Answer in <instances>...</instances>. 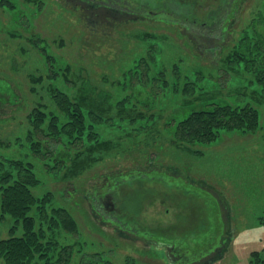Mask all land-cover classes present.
Masks as SVG:
<instances>
[{"label": "rangeland", "instance_id": "obj_1", "mask_svg": "<svg viewBox=\"0 0 264 264\" xmlns=\"http://www.w3.org/2000/svg\"><path fill=\"white\" fill-rule=\"evenodd\" d=\"M95 1L101 8L94 12L108 7L115 13L132 11V15L141 18H129L130 23H115L110 17L91 20L88 12L71 0H15L10 8L0 5V158L15 154L11 144L7 148L8 143H15L22 128L28 126V113L42 99V103L48 102L49 95L41 86L31 85L29 74H43V54L53 56V63L69 64L76 75L111 91L113 98L132 95L144 113L132 123L116 119L113 125H103L100 129L114 146L81 176L65 178V166L37 167L41 178L37 192L48 196L45 207L65 208L78 223L76 234L63 236V242L76 250L72 264H178L171 261L178 257L180 264H200L216 251L221 252V258L214 264H261L264 128L255 133L224 131L215 141L182 149L171 145L173 128L168 120L172 116L179 120L191 110L218 101V96L233 102L231 94L235 92L231 90L241 85L233 78L221 89L219 79L208 75L219 70L215 65L222 57L219 50L217 55L208 50L196 53L195 46H185L186 31L191 37L205 40L207 47L208 42L213 44L222 37L223 43H234L244 34L255 36L262 31L259 19L264 18V0H242L236 14L228 19L221 18L215 7L219 0ZM212 12L216 22L205 32H196V26L188 27L190 22L187 26L180 23V18L191 20L193 16L209 19ZM138 31L156 35L149 42L163 49L156 54L157 60L180 52L191 64H200L204 69L202 77L180 71L178 78L172 73L169 78L182 83L187 73L211 98L203 103H182L181 93L168 88L160 93L157 82L142 81L144 77L139 74L130 79L127 72L124 78L123 73L129 71L138 56L135 51L140 42L133 36ZM172 43L181 49L173 47L175 50L170 53ZM42 46L45 53L40 50ZM241 65L238 63L233 69ZM103 76L110 81L104 83ZM118 78L124 82L111 86V80ZM213 95L216 96L212 98ZM259 103L254 105L260 111L263 127L264 105ZM128 172L136 176L121 180L116 177L114 187L103 184L106 175ZM106 194L110 195L109 200ZM10 223L3 220L2 238H7ZM168 246L179 249L177 258L166 256ZM168 250L171 256L175 255L174 250Z\"/></svg>", "mask_w": 264, "mask_h": 264}, {"label": "trees", "instance_id": "obj_2", "mask_svg": "<svg viewBox=\"0 0 264 264\" xmlns=\"http://www.w3.org/2000/svg\"><path fill=\"white\" fill-rule=\"evenodd\" d=\"M241 2L242 0H219L215 7L221 12L220 17L226 16L228 19L236 14ZM10 3L15 4V0H0V5L5 8H10ZM76 4L86 8L82 10L88 12L101 8L95 1H82ZM106 9L110 11L106 18L110 17L111 21L131 22L128 12H126L127 16L124 14L122 20L118 17L113 18L114 9L108 7ZM214 19L212 12L209 24L216 22V20L212 21ZM259 20L262 31L257 32L255 36L244 34L234 43L233 41L223 43L224 37H222L213 44L208 42V47L205 40H202V43L198 36L193 35L197 39L195 41L189 35V30L186 31L188 36H184V40L187 38L185 46H195L196 53L198 50L199 53L204 54L208 50L209 53L213 52L217 55L219 50L222 57L215 64L219 70L210 71L208 75L219 79L221 89L224 88V83H228L233 78L238 79L241 85L237 84L233 87L235 90H231L235 92L231 94L234 96L233 102L219 99L217 95L218 101L210 102L201 109L191 110L179 120L172 116L168 120L173 128V133L169 136L172 146L185 149L196 143L215 141L224 131L255 133L258 129L264 128L260 124V111L254 105L259 102L264 105V18L261 17ZM185 28L187 30V27ZM133 36L137 42H140V47L135 51L136 56L138 55L137 59L131 62L134 66L132 67L131 64L129 71L123 73L124 78L127 72L130 74V79L139 74L140 77H144L142 81L157 82L160 93L163 88H168L173 93H181L184 98L182 103L185 101L188 102L187 104L189 101L190 104L195 101L203 103L211 98L206 95L203 87L197 86L196 78L193 80L187 76L188 72L189 74L194 72L198 77H202L204 69L200 64H191L180 52L171 53L176 47L177 51L181 49L178 44L169 45L171 54H166L163 59L160 57V60H157L156 54H160L163 49L149 42L156 35L138 31L133 32ZM40 50L44 51L43 53L46 51L43 46ZM44 55H46L44 73L38 76L34 73L29 74V81L33 87L36 84L44 89L46 95H49L48 102L42 103V99L41 104L39 103L28 113V126L22 128L15 143H8L7 148L11 144L12 152L15 154L8 158L7 156L0 158V226L5 219L11 222L8 226L7 238H2L0 227V264L73 263L76 250L63 242V236L76 234L78 223L65 208L45 207L48 196L37 192L41 183L37 170L41 164L47 168L65 166L63 172L65 178L75 179L81 176L100 161L99 156L102 153L110 152L114 146L110 138L100 129L103 125L107 123L113 125L117 120H127L132 123L144 114L140 108L141 104H138L139 101L133 99L132 95L125 93L121 98H113L111 91L102 90L89 78L76 75L69 64L53 63V56ZM238 63L242 64L241 67L233 69ZM180 71L187 72L182 83L179 80H170L169 74H175L178 78ZM108 80L107 77H102L104 83ZM122 82L124 79L118 78L111 80L110 85ZM215 96L213 95L212 98ZM241 97L246 100L242 101ZM133 114L135 117L130 116ZM147 117L151 116L147 115ZM127 176L136 175L134 172L119 175L111 173L104 177L106 183L103 181V184H106V187L107 185L114 187L116 177L121 180L127 179ZM94 194L100 196L97 192ZM120 234L123 235V232L121 231ZM168 249L174 250L168 246L166 256L170 259L177 258L179 249L174 250V256H171V251L168 252ZM100 255L101 253H98V256ZM179 258L181 257H178L177 261L175 259L171 261L180 264ZM219 258L221 252L216 251L209 260L207 258V261H202L200 264H214ZM261 264H264V261H261Z\"/></svg>", "mask_w": 264, "mask_h": 264}, {"label": "flooded vegetation", "instance_id": "obj_3", "mask_svg": "<svg viewBox=\"0 0 264 264\" xmlns=\"http://www.w3.org/2000/svg\"><path fill=\"white\" fill-rule=\"evenodd\" d=\"M71 1H74V3H77V2H82V1H85V0H71ZM75 1H77V2H75ZM91 1H95V0H91ZM116 1V0H115ZM117 1H120V3H121V0H117ZM123 1H125L126 2V0H123ZM122 1V2H123ZM88 2V1H87ZM95 2H98V1H95ZM99 3H102V4H104L105 3V0H99ZM120 7H122V6H120ZM82 9H86V8H84V7H81ZM134 9V8H133ZM86 11V10H85ZM113 11V10H112ZM86 12H88V11H86ZM118 13H116L115 14V12H112L113 14H114V17L113 18H115V16H120V17H123L124 16V14L126 15V12H124V11H120V10H118L117 11ZM127 12H128V10H127ZM131 12L132 11H130V12H128L127 13V15L128 16H130L129 18H131V19H133V18H137V19H140L141 18V16H139V15H132L131 14ZM110 13V11L109 10H104V11H102V12H94V11H91V12H88V16L89 17H91L92 19L91 20H93L95 17H105V20H106V17L108 16L107 14H109ZM163 13H165L166 14V12L163 10ZM150 15H153L154 13L153 12H150L149 13ZM161 14V13H160ZM168 14V13H167ZM169 14H171V13H169ZM126 15V16H127ZM134 16V17H133ZM101 19V18H100ZM104 19V18H103ZM115 19H117V18H115ZM102 20V19H101ZM207 20V21H206ZM206 20H200L199 18H197V17H192V19L191 20H189V18H185V19H183L182 21H180V23H181V25H186V23L187 22H190V24H188V25H190L189 27H192V26H196L197 28H199L196 32H198V33H201L202 31H204L205 32V30L206 29H208V28H210V24H209V19L208 18H206ZM212 21H215V19L214 20H212ZM95 22H98V21H95ZM211 22V21H210ZM107 36H109V34H107ZM193 36V35H192ZM196 36V35H195ZM190 37V36H189ZM108 200H109V197H110V195L109 194H106V195H104ZM102 198H103V196H102ZM105 206V205H104ZM106 207V206H105ZM93 211V210H92Z\"/></svg>", "mask_w": 264, "mask_h": 264}]
</instances>
